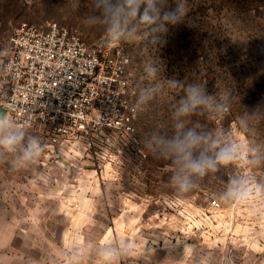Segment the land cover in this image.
Returning a JSON list of instances; mask_svg holds the SVG:
<instances>
[{
	"label": "rangeland",
	"instance_id": "obj_1",
	"mask_svg": "<svg viewBox=\"0 0 264 264\" xmlns=\"http://www.w3.org/2000/svg\"><path fill=\"white\" fill-rule=\"evenodd\" d=\"M187 3L184 24L168 33L141 25L117 41L127 45L135 75V141L69 151L8 121L7 131L23 132L24 143L36 138L44 151L29 162L19 148L0 149V264H106V248L120 251L112 264H264V0ZM24 22L76 28L92 47L110 35L97 0H0V67ZM168 79L200 83L226 107L180 118L185 128L210 135L217 148H237L231 163L194 177L187 192L162 155L184 96ZM233 188L245 195L229 194Z\"/></svg>",
	"mask_w": 264,
	"mask_h": 264
},
{
	"label": "built area",
	"instance_id": "obj_2",
	"mask_svg": "<svg viewBox=\"0 0 264 264\" xmlns=\"http://www.w3.org/2000/svg\"><path fill=\"white\" fill-rule=\"evenodd\" d=\"M0 108L21 131L69 151H93L109 138L135 141L139 104L128 47L110 35L92 47L57 22L21 23L0 67Z\"/></svg>",
	"mask_w": 264,
	"mask_h": 264
},
{
	"label": "clouds",
	"instance_id": "obj_3",
	"mask_svg": "<svg viewBox=\"0 0 264 264\" xmlns=\"http://www.w3.org/2000/svg\"><path fill=\"white\" fill-rule=\"evenodd\" d=\"M164 0H97L100 11L109 24L108 32L113 41H119L122 33L134 36L139 32L140 26L155 25L153 32L168 33L170 30L184 24L189 12L187 0H173V6L160 11L158 4ZM155 42L163 40L155 38ZM157 67H149L152 76L157 74ZM169 88H181L184 96L174 111L178 122L174 125L176 131L170 138L161 141L162 155L176 167L172 182L178 185L179 190L189 191L194 187L193 178L203 177L208 172H214L219 165L231 163L237 156L235 145L217 148L219 141L210 135L200 133L195 128H185L183 119L197 112L198 109L215 110L217 114L226 111L225 105L215 104V97L209 95L205 86L200 83L184 84L178 79H168ZM145 95L141 99L149 98ZM227 100V93L224 94ZM9 123L0 117V149L4 152H16L20 149L19 158L24 161L35 162L44 151L43 145L32 138L24 143V134L21 131H7ZM245 195L239 188L229 190V194ZM106 264H112L120 255L117 248L103 250Z\"/></svg>",
	"mask_w": 264,
	"mask_h": 264
},
{
	"label": "crops",
	"instance_id": "obj_4",
	"mask_svg": "<svg viewBox=\"0 0 264 264\" xmlns=\"http://www.w3.org/2000/svg\"><path fill=\"white\" fill-rule=\"evenodd\" d=\"M0 110H1V108H0ZM6 116V115H5Z\"/></svg>",
	"mask_w": 264,
	"mask_h": 264
}]
</instances>
